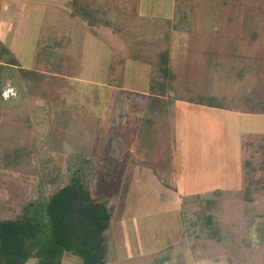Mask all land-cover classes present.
Segmentation results:
<instances>
[{
    "label": "rangeland",
    "instance_id": "obj_1",
    "mask_svg": "<svg viewBox=\"0 0 264 264\" xmlns=\"http://www.w3.org/2000/svg\"><path fill=\"white\" fill-rule=\"evenodd\" d=\"M0 13V221L83 166L112 214L107 264H264V114L248 101L264 99V0H4ZM151 80L169 85L167 112Z\"/></svg>",
    "mask_w": 264,
    "mask_h": 264
},
{
    "label": "trees",
    "instance_id": "obj_2",
    "mask_svg": "<svg viewBox=\"0 0 264 264\" xmlns=\"http://www.w3.org/2000/svg\"><path fill=\"white\" fill-rule=\"evenodd\" d=\"M83 14L93 25L101 21L93 10ZM167 60L163 56L166 65ZM161 71L171 76L168 67ZM168 88L167 83L151 80L152 110L168 111ZM248 101L254 103L257 113L264 114V99L253 96ZM195 104L224 107L214 97H200ZM111 217L108 202L93 197L87 173L78 166L68 184L51 194L41 192L24 203L19 217L0 221V264H28L32 260L35 264H62L66 254L79 257L82 264H107ZM204 222L210 238V232L218 228L213 214L205 216Z\"/></svg>",
    "mask_w": 264,
    "mask_h": 264
},
{
    "label": "crops",
    "instance_id": "obj_3",
    "mask_svg": "<svg viewBox=\"0 0 264 264\" xmlns=\"http://www.w3.org/2000/svg\"><path fill=\"white\" fill-rule=\"evenodd\" d=\"M0 1H4V0H0ZM7 8V6L5 5V9H4V11H8L9 9H6ZM7 19H5V17H3L2 16V14L0 13V22L1 21H3V20H8V22H9V17H6ZM9 24V23H8ZM1 41V40H0ZM2 42V41H1Z\"/></svg>",
    "mask_w": 264,
    "mask_h": 264
}]
</instances>
